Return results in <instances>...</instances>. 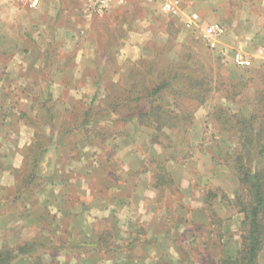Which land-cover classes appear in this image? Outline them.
<instances>
[{
    "label": "rangeland",
    "instance_id": "374dc122",
    "mask_svg": "<svg viewBox=\"0 0 264 264\" xmlns=\"http://www.w3.org/2000/svg\"><path fill=\"white\" fill-rule=\"evenodd\" d=\"M182 2V13L184 10L189 11L191 9H197L195 8V6H197L198 10L195 11L202 16V19L200 20V18H194L193 15H189L187 22L181 13L179 16H174V18L178 20L175 19L176 24L171 25L172 20L161 12L162 10L157 4H152L147 0H126V3L121 7L124 11L123 14H113L109 17L100 19L99 22L93 21L89 28L92 32L91 36L87 31L83 35V40H81L83 43L82 47L84 46L83 48L86 49H83L85 53L84 59L82 62L78 63L77 68L73 66L71 70L80 69V71H86L92 74L95 72V69H97V66L100 68L102 65L104 66L102 68V70H104V72L102 71L103 81L100 82L102 87L100 88L99 86V92H96L98 87L95 85L94 80H91L90 83L87 82V84H78L80 89L83 90V99L80 101L78 100L77 102L82 103V105H89L91 102H94V109L91 116H96L98 118L104 116L102 109L109 105V99L106 96L107 90L106 88H103L107 81L110 82L108 89L117 92L120 90L119 87L121 84L122 88L125 89L128 87L131 80L137 78L140 73L146 72L147 77H144L143 85L148 86L152 83L160 82L162 77L165 75L162 71L163 66L166 67V65L171 64V69L173 71L171 74L176 72L184 73L185 75L189 74L192 75L194 79H196L197 76L201 78L210 77V89H212V91L209 94V98L207 102L197 108L193 114L196 120L201 116L202 122L205 117L206 127L203 129L204 138L194 141L192 140V133L194 135L197 134L195 124L190 131L192 150L189 158L184 160L185 163L189 162L185 172H189L190 178L194 180L193 177L196 178L199 174L198 169L200 165L204 166L203 175H208V170L206 169V165L208 164L205 165L206 160H204V158L202 159L198 157L200 152L207 155V157L209 156L208 153L214 155V158L216 155L217 160L222 163L227 151L233 152L234 150L236 151L239 149L237 136L233 135L232 137H229L225 134L222 138L217 134L220 126L215 125V127L211 120L214 108L222 105L225 108H228L231 113H235L239 117L241 114L250 116L253 114L255 109L260 108L257 103L255 93L263 89V82L259 79L256 71L260 72L259 74L264 73V0L221 1L220 5H222L223 8L227 6V10H225L227 12L224 10L220 11L218 9L213 10L216 15L222 14L221 18H218L219 20H214V17L209 15L210 13L208 11L209 9H212V7L209 8V0H182ZM143 3L150 6L152 11L151 13L149 11H145L142 14L140 5ZM82 6L83 4L79 6V10L83 14L84 12ZM81 20V25L86 27L88 21H85L84 19ZM236 21L238 23H244V34H237L240 41H238L237 44H233L234 48L220 52L217 47L212 49L207 43L200 39L203 29L208 25L220 23L226 28V33H228V26H231V24H237ZM188 23L190 26L187 25ZM238 44L243 45V48H241ZM161 48V59H156V55ZM164 48L167 50L166 55H163ZM104 50L109 53L107 62L105 60L107 56ZM240 50H244L243 53L252 60L253 63L250 67L240 68L234 64L233 56ZM261 50L263 51L262 53H260ZM192 51L195 54V58L192 59L188 65L192 64L193 67L195 66L194 71L190 69L177 71V69H181L178 68L179 65L182 67L181 62H186L188 52ZM56 52V56L59 58L61 54L60 49L57 48ZM72 53L74 52L72 51L71 55H73ZM71 58L73 59V57ZM200 66L201 69L199 68ZM203 67L206 69L205 71L203 70ZM47 68L45 70L46 76L51 67L49 69ZM150 68L151 71L149 72L148 69ZM184 69H186V67H184ZM219 74L222 76H217ZM92 77L93 76L91 75L90 78ZM116 77L117 82L120 80L119 87L116 85V82H114V78L116 79ZM225 79L229 81L231 85L236 84L239 88H243V91L239 89L233 90L236 95L237 93H240L235 97L236 101L234 103L225 101L223 98L221 99L222 96L220 95H223V93L219 92V89L225 90L224 87H222L223 83H225ZM240 81H244V85L241 84ZM19 85L20 84H17V87H19ZM175 85L178 89L182 87L178 83ZM142 87V84H138L137 91H140ZM187 91V93L190 94L194 93V91L190 89H187ZM121 95H123L122 89ZM172 95L174 94L167 92V96L175 100ZM43 99L44 101H48L46 104L48 106L55 103L54 107L57 114L68 112L65 111L64 105L66 100L70 98H61L56 101L53 99L50 101L47 97ZM34 101L38 103V106L36 107L38 112L41 107L39 106L41 103L38 102V99H35ZM196 104L195 99L190 97V99L186 100L184 104L179 103L178 106H174L172 104L169 108L177 111H186L187 109H194ZM70 105L71 107L73 105L76 106L73 102ZM133 106H135V104H133ZM75 109H77V107H75ZM120 110L123 113L127 110V108L126 106H121ZM166 114L164 117L169 116ZM58 121L60 122L59 119ZM1 123L2 122L0 121V134L4 135V124ZM220 123L221 130L230 131L232 126L235 127L234 125L236 122L226 123V120L224 119L223 121H220ZM197 128H199L200 132V126H197ZM49 129L50 128L48 126H44V130L47 134H49ZM118 131H120L117 133L119 138L125 137L124 133L121 132V128ZM111 132L112 136H110V138L115 137V131ZM92 136L94 137L96 135ZM141 138L143 139L144 137L142 136ZM206 143H211L207 146H213L214 148H203V150L200 145H205ZM200 149H202V151ZM64 156L67 158L65 153ZM66 158L64 157V159ZM44 164L45 162L43 158L39 171H41L42 168L43 171L48 169L49 164ZM173 164L174 163L171 161L169 163V167ZM2 168L3 164L0 166V248L2 247L4 240L8 241L9 245L13 247L24 240L32 239L37 235H40L42 232L45 236L49 235L56 240L61 239L65 241L67 243L66 249L43 255L44 261L47 264H205L206 257L209 255L216 258L219 256H228V254L234 255L240 247V222L243 219V215L231 210L225 204H218L216 208L220 215L225 219L224 231L226 236L224 238V242L221 243V245L224 244V246L220 250L219 243L215 245L213 244L211 245L209 251H206L202 246V243H204L207 239L212 238L209 234V229H204L203 232L199 229L200 226L205 225L208 222V214L205 211L204 197L208 189H219L220 191H224L217 186H213V184L209 185L202 182V184L198 186L199 190L196 195L192 194L193 196L185 198V201L181 191L180 193L174 191L173 195H168L167 202L171 205L173 212L178 206H181V202L183 203L186 211H188L186 216L187 212L184 210L185 219H181V215L183 214L182 212L178 214L177 217L175 213L174 219H171L168 225V238H164V241H161L160 243L155 242L149 245H140L139 248L137 247L131 249L125 253L123 251V247L125 245L124 240L129 236V226L124 224L127 222V219H129L126 214V210L124 212L123 210H114L111 213L109 212L108 214L110 215H108V218L105 217L103 213L93 211L90 215L91 217L94 216L95 221L90 219L92 222H89V220L84 218L77 220H74L73 218L70 219L68 215L63 213L62 210L60 213L59 209L57 210L56 208L51 209V211L57 210L56 213L54 212L55 216L53 217V214L49 213L48 207L40 204V215L38 214V216L40 217L42 225H40V221L38 220L39 222H37L35 227L25 225L23 228L21 220H23L24 217L22 215L28 214L29 211H31L28 205H26L29 201L25 200L24 202L22 201L21 203L15 204L11 207L8 203H6V193H1ZM233 173L236 174L235 172ZM176 174L179 175V172L176 171ZM20 178H22V174H20V177L15 179L18 182L20 181ZM96 179L94 182H91L92 187L95 191L99 188L103 189L104 186L101 185L100 182L97 184ZM44 180V183H47V179L44 178ZM4 191L5 190H3V192ZM71 191L73 193L72 198H74L75 201H77V198L79 201L83 200L86 202L85 198L80 197L79 193H77L78 191L75 189H71ZM14 195V191H12L9 196L14 197ZM94 196L95 195H93V197ZM234 196L235 195L230 198L233 199ZM93 200L94 198L88 200L87 202L91 204V201ZM24 206L28 208L25 210ZM37 207L38 206H36V208ZM199 209L202 210V212H199ZM24 211L25 214H23ZM42 213H44V218H41ZM234 216L237 217L234 218ZM106 218L109 219L110 225H113L116 242L119 247L118 252L105 254L103 252L99 253L90 249L89 253L86 254L85 250L80 246H83L84 242L92 241L91 243H95L99 236L98 234H94V232L92 234H88L90 229H93L95 225L97 230L100 232L106 228H111L110 225L100 222V220ZM70 220H74L75 223L73 226L69 225ZM65 226L67 227V233L63 235L62 228ZM185 231H189V234L183 236ZM147 237L151 238L152 236L149 234ZM259 263L264 264V251L260 255ZM17 264L29 263L19 262Z\"/></svg>",
    "mask_w": 264,
    "mask_h": 264
},
{
    "label": "crops",
    "instance_id": "0c3cea01",
    "mask_svg": "<svg viewBox=\"0 0 264 264\" xmlns=\"http://www.w3.org/2000/svg\"><path fill=\"white\" fill-rule=\"evenodd\" d=\"M31 1L0 0V121L4 124L5 130L4 135L0 134V166L3 164L2 194L8 193L16 185L15 178L20 177L25 151L35 143L36 131L28 120V117H34L37 113L38 103L34 100L43 102L45 97L48 99L52 97L55 101L70 98L66 100L64 109L71 113L81 104L77 101L83 99V90L78 84H87L94 80L98 87L96 92H99V86L102 87L100 82L103 81V65L101 68L97 66L92 74L80 69L71 70L73 66L77 68L78 63L84 59L85 48L82 47L81 40L87 31L91 36L92 32L89 28L96 18L86 13V0H40L38 7H31ZM221 1L224 2V0H209V8L212 9L208 12L214 20H219L222 14L216 15L213 10H227V6L223 8L220 5ZM81 4H83V14L79 10ZM195 8L197 9L184 10L182 13L187 22L189 15L202 19V16L195 11L198 7ZM81 19L88 21L86 27L81 25ZM236 23L228 26V33L220 38L217 45L220 52L234 48L233 44L240 41L237 34H244V23L237 21ZM239 46L243 48V45ZM57 48L61 52L59 58L53 53ZM72 51L73 55H71ZM240 51L244 52V50ZM46 66L51 67L47 76ZM114 82L117 83V77L114 78ZM17 84H20V88ZM72 102L76 106L71 107ZM117 118V115H113L110 119L100 122V125L106 127L103 132L106 137L104 135L102 141H98L92 135L74 139L66 137L62 143L65 146L63 147L57 137L53 139V143L43 155L44 162L48 163L49 167L44 171L41 167L39 171V176L47 179V183L37 190L38 207L33 209L29 217L21 220L23 228L25 225L35 227L40 221L38 216L40 204L48 207L53 217L59 209L60 213L62 210L70 219L84 218L89 222L90 219L95 221L94 216L90 215L93 211L103 213L108 218L109 212L126 210L129 219L124 224L130 226L136 221L146 224L150 236L155 237L156 243L168 238V225L171 219H174L175 213L177 217L182 212L181 219H185L184 210L187 212L186 216L188 211L182 202L174 212L168 205L160 207L156 202L157 191L152 184L153 175L147 168V160L152 156L162 159L163 151L159 145L152 143L154 129L141 126L137 118L127 123L117 121ZM203 119L202 122L200 116L196 120L197 134L192 133L193 141L204 138L205 117ZM81 122L82 119L79 123ZM197 126H200V132ZM120 128L125 136L123 138L117 135ZM111 131H115L116 136L113 138H110ZM209 144L200 147L214 148L207 146ZM198 155L199 158L206 160L205 165L208 164L207 176L203 175L204 166L200 165L198 176L193 177L192 180L189 172H185L189 162L173 164L169 167L184 201L185 198L196 195L198 186L202 182L223 189L229 197L235 195L240 189L237 174L219 162L216 155L215 158L210 153L208 157L202 152ZM95 179L97 184L100 182L104 186L103 189L92 190L91 182ZM71 189L78 191L77 193L85 198L86 202L77 198L75 201ZM93 198L94 200L89 204L87 201ZM53 208L57 210L51 211ZM43 214L41 218H44ZM74 220L69 221L70 226H73ZM40 225H42L41 221ZM92 233L93 229H90L88 234Z\"/></svg>",
    "mask_w": 264,
    "mask_h": 264
},
{
    "label": "trees",
    "instance_id": "16d2710c",
    "mask_svg": "<svg viewBox=\"0 0 264 264\" xmlns=\"http://www.w3.org/2000/svg\"><path fill=\"white\" fill-rule=\"evenodd\" d=\"M151 3L157 4L161 9V3L159 1ZM121 7L122 6L115 7L105 15H94L96 17L95 21L99 22L100 19L109 17L113 14H123L124 11ZM140 10H142V14L145 11L152 12L150 6L146 3L140 5ZM161 12L172 20L171 25L176 24V20L178 19L167 15L163 11ZM164 50L163 55H166L167 50L165 48ZM161 51L162 48L158 51L156 59H161ZM105 52L107 62L109 53H107L108 51ZM53 53L55 56L57 55L56 51ZM194 58V52H188L186 62H181L183 68L179 65L178 68L181 69H177V71H181L182 69L194 71L195 66L193 67L192 64L188 65ZM171 67L172 64L166 65V67L163 66L162 71L165 75L160 82L152 83L148 86L143 85V79L147 77L146 72L140 73L137 78L131 80L128 87L125 89L122 88V84H119V80L116 85L118 87L120 85V90L117 92L108 89L110 82L107 81L106 84H104V88L107 90L106 96L109 99V105L102 109L104 116L100 118L91 116L94 109V102H91L89 105H82L81 103L77 109L71 113L62 112L57 114L54 107L55 103L48 106L46 105L48 101L39 102L38 100V102L41 103V105H39L41 106L39 111L34 117H28L30 125L34 126L36 131L35 143L25 151V161L21 170L22 178H20V181L17 182L14 188L8 191L9 195L14 191V197L6 193L5 201L10 207L22 201L24 202L25 200L29 201L26 205H28L31 211H29L28 214H25L24 211L23 214L25 215H22L26 218L31 215L33 209L39 203L37 190H40L42 185L45 184L44 178L39 176V168L43 160V155L47 152L48 146L53 143L55 137H57V140L60 141L59 144L63 147L65 146L62 143L66 137L74 139L96 135L94 137L98 141H102L104 135L102 132L105 131L106 127L100 125V122L110 119L113 115H117V121L127 123L137 118L141 126L152 127L154 129L152 143L162 148L163 156L162 159L153 156L149 157L147 160V168L153 175L152 184L157 191V204L160 205V207L168 205L172 209L171 205L167 202V196L170 194L173 195L174 191L180 193V188L176 184L170 171L169 163L172 161L174 164H180L189 158L192 150L190 131L196 123V118L193 114L197 108L207 102L212 89H210V77L201 78L197 76L196 79H194V77L189 74L185 75L179 72L171 74L173 73ZM184 67H186V69H184ZM45 68L49 69L50 66H46ZM199 68L201 69V66ZM203 70L205 71L206 69L203 67ZM148 71L150 72L151 68L148 69ZM259 73L260 72L256 71L259 79L263 82V89L255 93L257 103L260 107L259 109H255L250 116L241 114L239 117L237 114L231 113L228 108L221 105L214 108L211 117L214 126H220V129L218 128L219 131H217L218 135L222 138L225 134L229 137L234 135L238 138L239 149L233 152L227 151L223 160L224 163L222 162V164L226 165L237 174L240 189L233 199L230 198L227 193L219 189H208L206 192L204 203L205 211L208 214V222L200 226L199 229L202 232L204 229H209V234L212 238L202 243L204 249L209 251L211 245L217 243L220 244V250L224 246V244L221 245V243L224 242L226 236L224 231L225 219L216 209L218 204L227 205L231 210L243 215V219L240 222L241 242L237 252L234 255L228 254V256H219L217 258L209 255L206 257L205 264H260L259 258L264 251V73ZM217 76L221 77L222 75L219 74ZM240 82L244 85V81ZM177 83L182 87L178 89L175 85ZM138 84H142L143 86L140 91H137ZM222 87H224L225 90L219 89V92L223 93V95H220L222 96L221 99L223 98V100L233 103L236 101L235 97L240 94L237 93L236 95L233 90L239 89L243 91V88H239L236 84L231 85L226 79ZM121 89L123 90V95H121ZM187 89L193 90L194 93H187ZM167 92L174 94L172 96L175 100L167 96ZM190 97L194 98L197 103L194 109L177 111L169 108L172 104L174 106H178L179 103L184 104ZM48 100L51 101L52 97ZM133 104H135V106H133ZM121 106H126L127 108L123 113L120 110ZM33 107L35 108L36 106L34 105ZM165 114L169 116L164 117ZM25 116H27V114H25ZM81 119L82 122L79 123ZM224 119L226 123L236 122L234 125L235 127H231V132L221 130L220 121ZM45 125L50 128L49 134L44 130ZM92 190L95 191L93 187ZM28 207L24 206L25 210ZM100 222L110 225L109 219L107 218L100 220ZM111 225V228H106L101 232L97 230L96 225L94 226V234L99 235L97 241H95V243H91L92 241L84 242L83 246H80L85 250L86 254L89 253L90 249L105 254L118 252L119 247L116 242L113 225ZM128 230L129 236L124 240L125 245L123 247L125 253L131 249L139 248L140 245H149L156 242L155 237H147L150 231L146 224L135 222L129 226ZM62 233L63 235L67 233L66 226L62 228ZM187 234H189V231H185L183 236ZM66 248L67 243L65 241L61 239L56 240L49 235L45 236L43 232L13 247L9 245L8 241L4 240L0 248V264H17L19 262L47 264L44 261V254L62 251Z\"/></svg>",
    "mask_w": 264,
    "mask_h": 264
},
{
    "label": "built area",
    "instance_id": "2783aa9c",
    "mask_svg": "<svg viewBox=\"0 0 264 264\" xmlns=\"http://www.w3.org/2000/svg\"><path fill=\"white\" fill-rule=\"evenodd\" d=\"M151 2L159 1L161 10L170 16H179L182 13V0H148ZM126 0H86V13L90 15H105L113 8L123 6ZM40 0H32L31 7H38ZM188 26L189 23L187 24ZM226 34V28L220 23H213L203 29L201 40L215 49L221 37ZM263 51L261 50L260 53ZM233 62L237 67L248 68L252 65V60L243 52L237 51L233 56Z\"/></svg>",
    "mask_w": 264,
    "mask_h": 264
}]
</instances>
